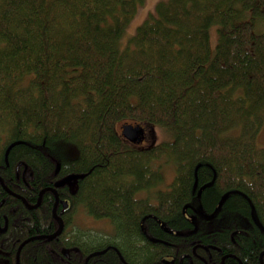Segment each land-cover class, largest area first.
Instances as JSON below:
<instances>
[{
    "label": "trees",
    "instance_id": "16d2710c",
    "mask_svg": "<svg viewBox=\"0 0 264 264\" xmlns=\"http://www.w3.org/2000/svg\"><path fill=\"white\" fill-rule=\"evenodd\" d=\"M142 1L0 0L6 264H15L20 245L19 264L56 263L33 239L54 230L55 196L43 190L33 208L19 196L35 206L40 189L66 176L75 185L57 187L58 196L115 229L82 250L107 243L129 264H156L198 247L209 264L222 257L224 264H258L264 0H159L126 38ZM121 123L159 126L171 137L138 147L121 136ZM167 167L172 178L164 183ZM95 263L119 258L111 248Z\"/></svg>",
    "mask_w": 264,
    "mask_h": 264
},
{
    "label": "flooded vegetation",
    "instance_id": "af4514ba",
    "mask_svg": "<svg viewBox=\"0 0 264 264\" xmlns=\"http://www.w3.org/2000/svg\"><path fill=\"white\" fill-rule=\"evenodd\" d=\"M30 180H27V182H26L27 183L26 187L28 190L32 189V185H31ZM66 186L68 187L69 190H72V188H73L71 183H67ZM59 187H61V186H59ZM48 189H50V190H48ZM43 190H46V192L52 193L54 196H55V192H56L57 197L55 196V199L53 201L54 202L53 207H52V216H53L54 223H56V226L54 224V230L52 232L47 233L46 235L34 236L36 238H33V239H41L42 240V241H40V243L47 247L48 253L56 261V263L53 262L54 264H97V263H95L97 261V257H99L105 250H110L111 248L115 250V252L119 258V264H129V262L127 260H125V258L122 256V254L120 253V251L116 247H113L112 245H109V244L107 245V243H103L104 245H106L105 248H103V249L102 248L97 249V247H93V248L91 247L89 250L87 249L88 251H86L84 249H83L84 250L83 251L81 249V245L84 242L93 243L96 238L99 239L101 237L100 234H102V233H98L92 228H90V229L80 228L76 224L75 216H77L78 213H84L85 215H87V214L81 208H79V209L77 208L75 211H72L71 208L69 207L70 201L65 199V198H60L58 196L57 187L55 186V182L53 183L52 186H47V187L40 189V191L38 193V199L36 201L37 204H35V206L29 205L24 198H22L20 196H19V198L21 199V201L23 203L26 204V206L28 208H33L39 204ZM14 195H16V194H14ZM63 201L68 202V205L64 207ZM4 219H6V217H4ZM59 220L62 221V228H61L60 232L57 235H55L54 237H50V238L45 237L44 238V236L51 235L52 233L57 231V229L59 227V222H60ZM5 222H6V220H5ZM65 223H68V224L65 226ZM159 226L161 229H163L167 232H172L170 229L164 227L163 224H160ZM85 229H86V231H84ZM111 230H112L111 233L106 234V236L110 237V236H113L115 234L114 226L111 227ZM0 231H1V228H0ZM74 231L76 232V234L77 233L83 234L81 241L80 240H78V241L74 240L75 235L71 234V232H74ZM196 245L197 244L193 245V247ZM197 248L195 247L194 252H192L191 254L181 253L179 256H177V259H176L175 255H177V253H179V252H175L174 255H169V254L165 255L163 257H160V260H158L156 264H209L210 254L209 253H207V254L201 253L197 250ZM174 249H175V251H177V248H174ZM97 252H101V253L94 254ZM263 255H264V251L259 256L258 264H264L263 260H262ZM18 259H19V257H18ZM15 263H16V255H15ZM148 264H150V263H148ZM220 264H224V257L221 258Z\"/></svg>",
    "mask_w": 264,
    "mask_h": 264
},
{
    "label": "rangeland",
    "instance_id": "374dc122",
    "mask_svg": "<svg viewBox=\"0 0 264 264\" xmlns=\"http://www.w3.org/2000/svg\"><path fill=\"white\" fill-rule=\"evenodd\" d=\"M159 0H143L141 3H138L137 8H136V12H135V16L133 17V19L131 20V22L127 25L126 29H125V35L124 37H129L131 36L134 32L135 29L138 25H140L145 19L146 17L153 12L154 10V6L155 4L158 2ZM121 42H125V38L122 39ZM212 43V42H211ZM215 41L212 43V47L214 45ZM122 124H126V123H121L120 125H118V130L120 131V126ZM143 125V130H144V139H142V141L140 143H132L139 146H145L148 145L151 140L152 142H156V141H160V140H168L171 137V133L168 132L167 130L161 129L159 128V126H153V125ZM121 133V132H120ZM151 138V139H150ZM255 144L257 148H264V123L262 124V126L259 128L258 132L256 133L255 136ZM74 149L72 145L67 146L66 150V155L68 157H72V152H74ZM75 154H77V151L75 149ZM76 156V155H75ZM164 171V180L168 179V181L165 180L164 183L169 182V180L172 178L171 174H172V169L170 167L167 168H163ZM70 183L72 184V187H74L75 185V181L72 180L70 181ZM76 218V224L80 227V228H87V229H94L96 232L98 233H102V234H110L111 233V224L108 223V221L106 219H94L91 216H87L84 213H78L77 216H75ZM86 231V229L84 230ZM105 236V235H103ZM6 260L5 258L0 256V264H6Z\"/></svg>",
    "mask_w": 264,
    "mask_h": 264
},
{
    "label": "water",
    "instance_id": "95a60500",
    "mask_svg": "<svg viewBox=\"0 0 264 264\" xmlns=\"http://www.w3.org/2000/svg\"><path fill=\"white\" fill-rule=\"evenodd\" d=\"M143 133H144L143 128L140 125H138V124H136V125L122 124L121 125V134H122V136L124 138H126L128 141L132 142V143H140L142 141L143 137H144ZM73 178L74 177H72V176H66V177L62 178L60 181H58L55 184V186L56 187L62 186L65 183H67L70 180H72ZM0 182L2 183L1 179H0ZM48 190H50V189H48ZM63 203H64V207H65L66 203L65 202H63ZM61 228H62V222H60L59 228L57 229V231H55L51 235H47V236H44V237H54L55 235H57L60 232ZM30 239H32V238L26 239L24 242L29 241ZM20 247H21V245L18 247L17 252H16V263L15 264H19L18 257H19ZM101 252H97V253H94V254H99Z\"/></svg>",
    "mask_w": 264,
    "mask_h": 264
},
{
    "label": "bare ground",
    "instance_id": "6f19581e",
    "mask_svg": "<svg viewBox=\"0 0 264 264\" xmlns=\"http://www.w3.org/2000/svg\"><path fill=\"white\" fill-rule=\"evenodd\" d=\"M45 238V237H44ZM50 238V237H49Z\"/></svg>",
    "mask_w": 264,
    "mask_h": 264
}]
</instances>
